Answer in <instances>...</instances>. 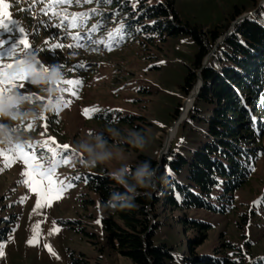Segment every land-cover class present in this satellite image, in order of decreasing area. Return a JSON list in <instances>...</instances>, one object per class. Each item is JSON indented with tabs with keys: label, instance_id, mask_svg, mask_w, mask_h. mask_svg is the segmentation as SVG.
<instances>
[{
	"label": "rangeland",
	"instance_id": "1",
	"mask_svg": "<svg viewBox=\"0 0 264 264\" xmlns=\"http://www.w3.org/2000/svg\"><path fill=\"white\" fill-rule=\"evenodd\" d=\"M97 1L88 4V0H5L9 17L3 18L6 27H0V80H4L0 91L8 89L11 83L17 99L13 101L14 118L0 120L3 152L0 155V244L3 245L0 264H71V259L81 254L89 264H135L109 243L102 220L105 213L96 194L81 179L79 162L85 161L75 145L85 134L102 132V122L125 131L146 130L151 135L146 148L141 151L123 145L126 160L121 162L135 165L145 156L157 160V168L161 167L167 152L164 143L168 130L180 118L192 91L184 92L183 86L197 45L193 36L185 32L162 40L156 35L149 39L131 32L125 22L119 26L110 24L108 29L106 7ZM130 1L137 4L140 0ZM172 1L184 24L202 27L207 35L217 28L221 35L216 42L238 17L247 12L253 14L264 3V0ZM81 3H85V9L96 10L92 17L98 19V26L89 27V20L76 13L83 6ZM237 10L242 13L232 17ZM9 18L17 23H8ZM21 37L28 40L29 47H24ZM56 44L62 47L55 48ZM29 57L48 68L51 75L47 79L41 76L36 82L5 79L15 76L19 61ZM49 80L53 83H48ZM65 80L81 83L75 87L63 83ZM22 94L29 98H23ZM193 103L194 99L169 149L186 153L198 140V131L190 127L181 129ZM84 109L98 111L85 116ZM104 111L119 112L120 116L112 114L108 120L97 116ZM128 115L133 116L129 124L119 119ZM45 141L52 148L57 144L69 145L68 150H58L61 155H67V162L53 167V157L44 147ZM16 145L24 152H34L41 170L51 169L54 181L63 182V192L53 194L49 201H41L38 206L40 197L30 187L32 180L26 175L30 166L19 158ZM121 162L101 165L110 172ZM237 204L229 215L199 212L214 223L200 249L204 246L212 249L229 240L239 247L231 250V258H244L243 264H251L252 259L264 257V155L253 176L237 192ZM249 207L253 208L252 214ZM242 212L249 215L248 225L240 220ZM161 218L173 222L167 212ZM183 239L181 226L168 224L156 237L158 242L174 247L179 256L185 252ZM166 264L183 263L176 258Z\"/></svg>",
	"mask_w": 264,
	"mask_h": 264
},
{
	"label": "trees",
	"instance_id": "2",
	"mask_svg": "<svg viewBox=\"0 0 264 264\" xmlns=\"http://www.w3.org/2000/svg\"><path fill=\"white\" fill-rule=\"evenodd\" d=\"M91 1L88 0V4ZM97 2L106 7L108 29L110 24L119 26L125 22L131 32L144 34L149 39L156 35L162 40L169 35L190 33L197 52L183 91L188 93L193 89L197 71L221 35L217 28L207 35L202 27L184 24L175 12L172 0H158L155 4L146 0L137 4L130 0ZM81 4L84 6L85 3ZM83 6L76 13H80L79 17L81 15L85 21L89 20V27L98 26V19L92 17L96 10ZM241 13L237 10L232 17ZM201 77L203 86L181 125V129L190 127L198 131V140L186 153L169 149L159 168L157 160L141 156L143 160H151L158 174L166 175L167 182L157 184L150 195L143 191L137 194L133 208L110 211L106 206L109 194L123 189L110 179L108 170L101 164L89 166L79 162L81 179L96 194L105 213L102 220L109 243L135 264H166L176 258L183 264H243L245 260L231 258V250L239 247L229 240L212 249L205 246L200 249L214 223L199 212L233 213L238 206L237 192L253 176L264 155V101H261V94H264V3L256 7L252 16L237 24L219 44L202 69ZM241 97L247 107L242 105ZM112 114L104 111L97 116L108 120ZM116 115L120 116V113L116 112L113 117ZM119 119L129 124L133 116ZM100 125L105 128L110 123ZM218 181L221 182L219 185ZM166 212L173 222L161 218ZM252 212L253 208L249 207V213ZM248 216L243 212L239 214L246 225L249 224ZM167 224L181 226L185 236L182 256L168 243L156 240L159 230ZM71 264H89V261L81 254L73 257ZM251 264H264V257L252 259Z\"/></svg>",
	"mask_w": 264,
	"mask_h": 264
},
{
	"label": "clouds",
	"instance_id": "3",
	"mask_svg": "<svg viewBox=\"0 0 264 264\" xmlns=\"http://www.w3.org/2000/svg\"><path fill=\"white\" fill-rule=\"evenodd\" d=\"M14 112L15 109H10ZM8 112H0V120H10ZM151 135L149 132L128 129L108 125L102 132L85 134L75 145L76 151L82 154L84 161L89 166L107 164L112 161L126 160V152L123 145L130 148L144 150L149 144ZM109 177L118 184L123 191H113L109 194L106 206L110 211L131 209L137 194L143 191L150 195L151 190L159 183H166L165 174H158V169L153 166L151 160L145 159L134 166L121 162L109 172Z\"/></svg>",
	"mask_w": 264,
	"mask_h": 264
},
{
	"label": "snow or ice",
	"instance_id": "4",
	"mask_svg": "<svg viewBox=\"0 0 264 264\" xmlns=\"http://www.w3.org/2000/svg\"><path fill=\"white\" fill-rule=\"evenodd\" d=\"M60 2H63V0H60ZM104 3L110 2V0H103ZM9 5L5 3V0H0V27H6L4 17H9L8 12ZM8 23L15 24L17 23L14 20H11L9 18ZM21 32H23V29H20ZM21 43H23L24 47H29L28 40L24 37H21ZM62 45L56 44L55 48H61ZM38 61H34L31 57L27 59H23L19 61V70L15 76H12L10 78H5L9 81H26L31 80L32 82H36L41 76H44L45 79H47L48 76L51 75L48 68L43 67L42 65H39ZM7 67L11 68V65H8ZM4 80H0V83H3ZM48 83H53V81L49 80ZM65 84L73 85L75 87H78L80 85L79 80H65L63 81ZM20 87H22V84H19ZM12 84H9V88L5 89L3 91H0V97H5V92L7 93L6 97L3 99H0V111L8 112V114L11 116V118H14L12 116V112H10V109H15L16 105L13 102L17 99L15 94L11 91ZM51 90V89H49ZM73 95H75V90L73 89L72 92ZM23 98L27 99L29 98L28 95L22 94ZM40 100H43L44 97H39ZM241 103L244 107H247L246 104L243 103V97L240 98ZM261 101H264V94H261ZM264 106V105H262ZM93 111H98V109H84L83 113L85 116H90ZM43 119V117H41ZM253 120V127L255 129V118H252ZM30 127V126H29ZM45 129L47 128V124H44ZM54 139V138H51ZM44 147L47 149L48 152L52 154V164L53 167L57 163H66L67 162V155H61L58 151L59 149L68 150L69 145H59L57 144L56 148H52L48 145L47 141L43 142ZM31 147V146H30ZM15 150L19 156V158L23 159L26 165L30 166V171L26 172V175L29 176V178L32 180V184L30 187H32L33 191H36L40 197V200L37 201V205L40 206L41 201H49V198L53 194H59L63 192L64 188L61 186L63 182H57L54 181L51 173V169L49 170H41L42 166L36 162L37 158L34 152L27 153L24 152L23 149L20 148L19 145L15 146ZM73 152L75 150H72ZM3 152L0 151V155H2ZM227 167V166H225ZM79 179V177H76ZM218 185L221 183L220 181L217 182ZM70 187L71 185H67ZM179 199V196L177 197ZM32 241H29L31 243ZM3 245L0 244V255H3L2 251Z\"/></svg>",
	"mask_w": 264,
	"mask_h": 264
},
{
	"label": "water",
	"instance_id": "5",
	"mask_svg": "<svg viewBox=\"0 0 264 264\" xmlns=\"http://www.w3.org/2000/svg\"><path fill=\"white\" fill-rule=\"evenodd\" d=\"M250 14H251V13H244L243 15H241L240 17H238V18L233 22V25H232L231 29L228 30V31L223 35V37H222L219 41H217V42L215 43L213 49H212V50L210 51V53L206 56V58H205V60H204V62H203V64H202L201 69H199V70L197 71V83H198V84H197V89H196L195 95L193 96V99H195V98L197 97V95L199 94V92H200V90H201V88H202V86H203V79H202V77H201V71H202V69H203L205 66H207L211 54L214 52L215 49H217V47L219 46V44H220L221 42H223V41L226 39V37H227L228 35H230V34L233 32V30L235 29V26H236L237 24H239L241 21H243L245 18H247ZM195 86H196V85H195ZM195 86H194V87H195ZM166 150H167V149H166ZM164 152H165V151H164Z\"/></svg>",
	"mask_w": 264,
	"mask_h": 264
},
{
	"label": "bare ground",
	"instance_id": "6",
	"mask_svg": "<svg viewBox=\"0 0 264 264\" xmlns=\"http://www.w3.org/2000/svg\"><path fill=\"white\" fill-rule=\"evenodd\" d=\"M196 89H197V85L192 89L190 96L185 100V106H184L183 111L181 112L182 114H181L180 118L168 130L167 138H166L165 143H164L165 149L169 148L170 143H171V141L173 140V138H174V136L176 134L177 128H178L179 124L181 123V119L185 117V114H186L187 110L191 106V103L193 101V96L195 95Z\"/></svg>",
	"mask_w": 264,
	"mask_h": 264
}]
</instances>
